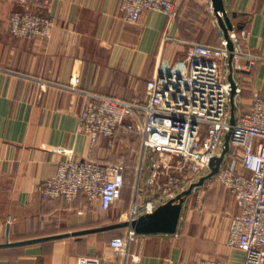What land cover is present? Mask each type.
I'll return each mask as SVG.
<instances>
[{
  "label": "crops",
  "instance_id": "0c3cea01",
  "mask_svg": "<svg viewBox=\"0 0 264 264\" xmlns=\"http://www.w3.org/2000/svg\"><path fill=\"white\" fill-rule=\"evenodd\" d=\"M244 55L220 62L229 82L230 67L240 91L234 96L235 119L264 97V0H223ZM16 0H0V243L129 221L169 199L150 182L157 150L142 145L136 132L116 130L95 142L78 129V115L90 93L146 101V81L161 70L187 67L186 44L219 45L224 33L211 0H183L174 21L145 11L126 21L119 0H51L38 9L56 19L49 38L11 34L9 17ZM236 17H232V13ZM173 40H165V36ZM254 56L252 66L249 57ZM230 109V102L228 104ZM71 154L99 162L122 161L121 196L104 210L98 200L79 194L72 201L46 198L40 184ZM227 158V156H226ZM184 183L175 196L208 174ZM165 176L160 177V183ZM136 207L139 214L131 215ZM240 213L233 195L206 179L185 198L174 233H135L128 226L78 236L0 247V264H78L93 257L99 264H169L219 258L243 264L244 252L227 245L231 220ZM126 240L117 251L110 242Z\"/></svg>",
  "mask_w": 264,
  "mask_h": 264
},
{
  "label": "built area",
  "instance_id": "2783aa9c",
  "mask_svg": "<svg viewBox=\"0 0 264 264\" xmlns=\"http://www.w3.org/2000/svg\"><path fill=\"white\" fill-rule=\"evenodd\" d=\"M183 0H119L122 17L136 23L145 11L164 13L174 21ZM18 8L9 17L12 35L27 39L49 38L56 23L53 15L40 12L51 0H16ZM37 6L38 9L32 8ZM234 49L223 39L219 45L197 41L186 44L187 67L161 70L146 81V101L123 100L115 96L90 93L78 115V129L92 142L99 136L111 137L116 130L136 132L142 145L157 150L161 157L153 162L150 182L161 185L166 197H174L184 183L204 171L220 155L224 135L230 132L229 151L216 176L233 195L240 213L231 220L227 245L244 252L243 264H264V97L254 92L253 104L231 124L228 107L231 84L220 76V62L233 53L241 57L239 38L229 33ZM165 40H173L169 36ZM249 57L252 66L254 56ZM240 91L236 87L235 93ZM227 156V158H226ZM165 180L160 183V177ZM125 183V164L99 162L68 154L58 163L55 174L40 184L46 198L72 201L79 194L98 200L107 210L119 200ZM153 202L145 212L155 209ZM139 210L132 208L131 215ZM135 232L129 230V237ZM117 251L126 240L110 242ZM78 264H99L93 257H80ZM169 264H224L219 258Z\"/></svg>",
  "mask_w": 264,
  "mask_h": 264
},
{
  "label": "water",
  "instance_id": "95a60500",
  "mask_svg": "<svg viewBox=\"0 0 264 264\" xmlns=\"http://www.w3.org/2000/svg\"><path fill=\"white\" fill-rule=\"evenodd\" d=\"M212 8L216 19L221 27L224 38L228 42L229 50H233L234 46L229 37V31L233 30V23L231 21L230 16L225 10L223 0H211ZM232 17H236L237 14L234 12L231 14ZM230 64H232L233 60V53L229 56ZM229 83L231 84V91H230V113L231 118L230 122L233 124L235 122V105H234V96L237 84L233 79V69L232 65L230 67V74L228 76ZM229 139H230V132H226L224 135V143L223 148L218 156H214L210 159L209 168L210 171L208 174L202 176L198 181L191 183L187 189L183 190L182 192L178 193L176 196L172 197L165 203L158 205L153 211L142 213L132 220L129 221H122V222H114L110 224H105L101 226L76 230L72 232H65L60 234H55L46 237H39V238H32V239H25L19 241H6L0 243V247L5 246H13V245H22L28 244L33 242H39L47 239H56L62 238L67 236H78L83 234L95 233L100 231L111 230L119 227H126L128 226L132 231L139 234H147V233H174L177 230L178 223L181 216V209L185 198L192 192V190L203 184V182L216 175L220 169V166L224 160L226 153L229 151Z\"/></svg>",
  "mask_w": 264,
  "mask_h": 264
}]
</instances>
